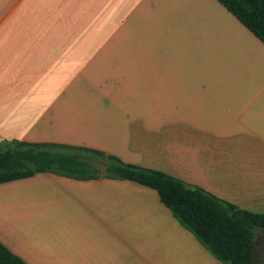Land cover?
<instances>
[{"label": "crops", "instance_id": "1", "mask_svg": "<svg viewBox=\"0 0 264 264\" xmlns=\"http://www.w3.org/2000/svg\"><path fill=\"white\" fill-rule=\"evenodd\" d=\"M12 141L96 150L263 215L264 44L217 0H0ZM0 243L26 264H224L155 190L104 176L0 184Z\"/></svg>", "mask_w": 264, "mask_h": 264}, {"label": "trees", "instance_id": "2", "mask_svg": "<svg viewBox=\"0 0 264 264\" xmlns=\"http://www.w3.org/2000/svg\"><path fill=\"white\" fill-rule=\"evenodd\" d=\"M264 44V0H217ZM80 158L105 164L99 172ZM51 173L76 179L104 176L155 190L161 203L219 261L252 264L264 214H250L160 172L145 170L102 152L52 143L12 141L0 145V184ZM0 264H26L0 243Z\"/></svg>", "mask_w": 264, "mask_h": 264}, {"label": "water", "instance_id": "3", "mask_svg": "<svg viewBox=\"0 0 264 264\" xmlns=\"http://www.w3.org/2000/svg\"><path fill=\"white\" fill-rule=\"evenodd\" d=\"M79 160L91 164L93 168L99 172H105L107 169V166L105 164H102L101 162H98L96 160L85 159V158H80ZM259 254H262V258H263L262 264H264V228L260 229L259 234L255 239L253 255H252V264L258 263L257 257L259 256Z\"/></svg>", "mask_w": 264, "mask_h": 264}]
</instances>
